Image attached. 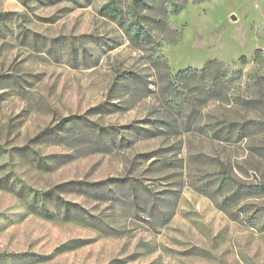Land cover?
<instances>
[{"label": "rangeland", "instance_id": "374dc122", "mask_svg": "<svg viewBox=\"0 0 264 264\" xmlns=\"http://www.w3.org/2000/svg\"><path fill=\"white\" fill-rule=\"evenodd\" d=\"M0 15V264H264V197L224 209L264 185V131L218 135L264 122V0H0ZM210 61L263 76L244 94L260 109L176 80Z\"/></svg>", "mask_w": 264, "mask_h": 264}, {"label": "trees", "instance_id": "16d2710c", "mask_svg": "<svg viewBox=\"0 0 264 264\" xmlns=\"http://www.w3.org/2000/svg\"><path fill=\"white\" fill-rule=\"evenodd\" d=\"M182 9L183 8L181 6L175 7L173 12L178 13ZM0 17L2 16L0 15ZM125 30L133 41H140L141 43L146 42L149 39L148 37L150 34L145 32L141 28V23L138 20H136L135 23L129 24L125 28ZM253 61L258 66L264 65V51L258 50L253 58ZM239 62L242 64V66L248 64V60L246 57L241 58ZM164 63H166L167 65V62H165V60ZM195 78H199L201 82H204L206 92L213 98H220L222 95H226L228 97H231L236 104L243 102L248 108H251L253 110L260 109L258 105L262 103L261 99L254 98L252 96L249 98H244L245 92L254 93L259 89L258 87L260 86V82L263 79V76H260L258 72H252L246 76L243 69L232 70L230 67H227L222 62L210 61L202 70H182L176 76V80ZM245 78L247 79V82L245 83V85H243L242 81ZM256 129L258 131H264V122L258 120H251L247 124L241 126L235 132L233 129H229L226 134H224L222 131L219 132L218 135H220L221 138L226 137L225 139L228 140L233 139L234 137H237L238 139H243L249 137L250 133ZM226 181L223 182V185L226 184ZM240 194L264 197V185L250 186L238 189L235 194L231 196V198L225 201L224 209L225 211H227V213H229V215H231L232 218L233 214L229 212L228 207L230 206V202L233 199L237 198Z\"/></svg>", "mask_w": 264, "mask_h": 264}]
</instances>
